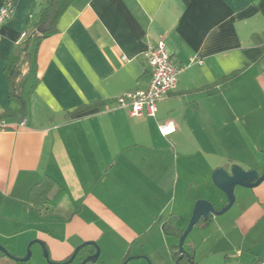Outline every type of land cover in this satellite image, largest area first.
<instances>
[{
  "label": "crops",
  "instance_id": "obj_1",
  "mask_svg": "<svg viewBox=\"0 0 264 264\" xmlns=\"http://www.w3.org/2000/svg\"><path fill=\"white\" fill-rule=\"evenodd\" d=\"M43 2L0 0L10 13L0 28V117L26 119L0 134V245L23 257L39 240L62 262L95 241L104 264H122L134 241L154 235L175 264L179 239L165 223L184 231L204 198L196 189L216 193L218 209L227 203L213 171L264 170V0H75L35 46L30 22ZM160 39L182 69L177 87L155 117L132 115L115 100L149 86L145 52ZM166 121L177 125L168 137L158 129ZM211 132L223 160L194 170L191 159L214 157ZM46 177L50 199L62 197L38 207L30 191ZM229 210L187 236L196 264H264V181ZM31 249L42 262V247Z\"/></svg>",
  "mask_w": 264,
  "mask_h": 264
},
{
  "label": "water",
  "instance_id": "obj_2",
  "mask_svg": "<svg viewBox=\"0 0 264 264\" xmlns=\"http://www.w3.org/2000/svg\"><path fill=\"white\" fill-rule=\"evenodd\" d=\"M264 181V170L260 172L258 169H250L246 170L239 164H226L222 167L215 169L212 173V182L215 187L220 190L226 197L227 203L220 209L216 207L211 201L207 199H198L195 204L189 219L187 227L184 229L182 235L178 241V250L176 254L178 255V259L175 261V264H179V260L184 258L185 256L191 260L192 263L195 262L194 254L191 255L185 245V240L192 229L199 223V221L203 219H208L210 215H222L227 212L235 203V189L236 187L243 188H254L260 185ZM34 243H38L43 250V257L50 264H71L86 247H94V253L87 255L82 258V260L78 264H88L95 263L99 260L101 249L97 242L95 241H85L78 245L72 255L66 260L62 262H56L50 259L49 251L44 242L39 240L32 241L27 248L26 255L23 257H16L9 253V251L2 245H0V251L4 253L8 258L15 261H30L32 257V249L31 246ZM140 256H129L122 264H127L130 260L139 259ZM148 264H151L148 261Z\"/></svg>",
  "mask_w": 264,
  "mask_h": 264
},
{
  "label": "built area",
  "instance_id": "obj_3",
  "mask_svg": "<svg viewBox=\"0 0 264 264\" xmlns=\"http://www.w3.org/2000/svg\"><path fill=\"white\" fill-rule=\"evenodd\" d=\"M9 10L0 8V28L9 18ZM151 81L147 88L128 92L120 95L115 100L116 107H128L132 115H148L155 117L158 112V104L176 89L178 77L182 69L173 63L165 43L162 39L150 44L145 52ZM26 119L19 123H8L0 117V134L14 127H23ZM162 136L168 137L175 133L177 125L173 121H166L158 125Z\"/></svg>",
  "mask_w": 264,
  "mask_h": 264
},
{
  "label": "trees",
  "instance_id": "obj_4",
  "mask_svg": "<svg viewBox=\"0 0 264 264\" xmlns=\"http://www.w3.org/2000/svg\"><path fill=\"white\" fill-rule=\"evenodd\" d=\"M74 1L75 0H44V2L39 5V7L34 11L30 22V36L33 38L35 46H37L43 39L52 36L58 31V22L61 16L69 8V6L72 5ZM257 58L259 57H256L255 59ZM237 74V72H234L228 76L223 77L220 81L221 84L226 85L227 83L231 82ZM77 113V111L72 113V116L76 115ZM54 186L55 181L53 179L49 177L42 179L32 187L30 191V202L38 207L46 203L56 206L61 200L62 191H59L50 199L49 195L52 192ZM208 219L202 218L199 223ZM164 227L167 234L174 236L177 239H179L183 233V230L175 226L174 221L165 223ZM85 249L82 250L79 256L82 255ZM174 249L175 251H173V258L176 261L178 259V255L176 254L178 245H176ZM91 251H94L93 247L91 248ZM189 253L193 255V252L189 251ZM127 257L128 256L123 259V262L127 259ZM0 264H32V262L31 260L25 262L9 259L7 262L0 261ZM179 264H196V262L192 263L191 260H189L185 256L184 258L179 260Z\"/></svg>",
  "mask_w": 264,
  "mask_h": 264
},
{
  "label": "rangeland",
  "instance_id": "obj_5",
  "mask_svg": "<svg viewBox=\"0 0 264 264\" xmlns=\"http://www.w3.org/2000/svg\"><path fill=\"white\" fill-rule=\"evenodd\" d=\"M211 137H212V141H213V150H214V157L212 158L211 161H207L209 158H204V161H205V164L204 162L201 163L199 160H202V159H191L192 162L195 163V166L194 167V170L197 169L198 170H201L202 167L204 166H208V168H210V166L212 165H215L217 163H221L222 162V157L218 156L217 154H219V148H220V143H219V140L218 138L216 139L217 135H215V133L211 132ZM264 160V159H263ZM190 168H192V165L190 166ZM206 174L208 175L209 174V171L206 172ZM252 189V188H251ZM250 188H243V187H236L235 189V196H236V200L235 202L237 201V197L240 196L241 192H244L245 195L246 193H248V191H251ZM195 190V189H194ZM221 192V191H220ZM222 193V192H221ZM196 194L197 195H200V196H203L204 198H201V199H207L209 201H213L215 203H212L216 206H221V202L220 201H217V194L216 193H212L210 194L209 192L207 191H204V190H198L196 189ZM195 204V202H194ZM235 204V203H234ZM230 211V210H229ZM227 211V212H229ZM226 212V213H227ZM225 214V213H224ZM133 248H132V254L130 256H140L139 259H133V260H130L128 262V264H148L150 261L151 264H153V261L152 259L154 260V264H167L168 263V250L166 248V245L164 244V241H162V239L158 236H154V235H150L149 237H143V238H140L138 239L137 241H134L133 242ZM98 244V243H97ZM99 245V244H98ZM100 249H101V246L99 245ZM147 252L149 255H143V254H140L141 252ZM102 254V253H101ZM100 254V257H99V260L95 263H88V264H104L103 263V257L102 255ZM83 254L81 256H79L73 263L71 264H78L81 260H82V257ZM42 258L43 260H41L42 262H37L36 261L32 262L33 264H50L44 257H43V250H42ZM35 260V259H34ZM31 261H32V257H31ZM3 262V261H2Z\"/></svg>",
  "mask_w": 264,
  "mask_h": 264
}]
</instances>
